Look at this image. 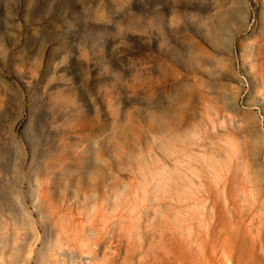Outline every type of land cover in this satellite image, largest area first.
<instances>
[{"label":"rangeland","instance_id":"rangeland-1","mask_svg":"<svg viewBox=\"0 0 264 264\" xmlns=\"http://www.w3.org/2000/svg\"><path fill=\"white\" fill-rule=\"evenodd\" d=\"M263 181L264 0H0V264H162Z\"/></svg>","mask_w":264,"mask_h":264},{"label":"bare ground","instance_id":"bare-ground-1","mask_svg":"<svg viewBox=\"0 0 264 264\" xmlns=\"http://www.w3.org/2000/svg\"><path fill=\"white\" fill-rule=\"evenodd\" d=\"M182 148V147H181ZM192 148V147H191ZM217 148V147H216ZM219 148V147H218ZM184 149V148H183ZM194 149V148H193ZM191 150V149H190ZM220 150V149H218ZM199 152V151H198ZM194 154V153H193ZM205 154V153H204ZM183 155V154H182ZM197 156V155H196ZM179 157V156H177ZM205 157V156H204ZM199 158V157H198ZM202 158V156H201ZM177 159V158H174ZM197 159V157H196ZM195 159V161H196ZM200 159V158H199ZM205 159V158H204ZM191 160V159H189ZM201 160V159H200ZM199 161V160H198ZM175 162V161H174ZM174 162L172 164H174ZM177 162V161H176ZM189 162V161H188ZM191 162V161H190ZM206 162V159L205 161ZM179 163V162H178ZM192 163V162H191ZM195 163V162H194ZM201 163V162H198ZM197 162L195 164H198ZM172 164H170L172 166ZM180 164V163H179ZM193 164V163H192ZM186 166V165H185ZM197 166V165H196ZM182 167V165H181ZM188 167V166H187ZM180 168V167H179ZM185 168V167H182ZM193 168V167H192ZM191 168V169H192ZM171 169V168H170ZM174 169V168H173ZM190 169V170H191ZM152 170V169H151ZM186 170V169H185ZM179 171V170H178ZM184 171V170H183ZM187 171V170H186ZM194 171V168H193ZM140 172V171H139ZM176 173V172H175ZM140 174V173H139ZM182 174V173H180ZM192 175V174H191ZM138 176V174H137ZM185 176V174H184ZM193 176V175H192ZM139 178V177H138ZM184 178V177H181ZM187 178V176H186ZM139 180V179H137ZM186 180V179H185ZM188 180V179H187ZM186 180V181H187ZM172 182V181H171ZM170 182V184H171ZM228 180L225 179V186ZM251 178L247 174L244 178L243 189L241 196H248V184ZM264 182V181H263ZM138 184V182H137ZM147 184V183H146ZM175 184V183H174ZM184 184V183H183ZM261 184V183H260ZM141 185V180H140ZM160 185V184H159ZM264 186V184L262 185ZM135 187V186H134ZM147 187V186H146ZM145 189L146 188H142ZM149 189V188H148ZM156 189V188H155ZM204 189V188H203ZM226 189V197L231 205L235 208L233 214L218 222L219 237L215 241L205 242L201 240L197 242L195 237L193 240L188 236H184L186 241L175 246H164L158 249L162 253L157 259L162 264H264V218L253 211L250 205H244L239 208L238 203L240 194L235 188L224 187ZM258 189V188H257ZM140 190V189H139ZM182 190V188H181ZM127 191V189H126ZM143 192V190H141ZM261 191V190H260ZM140 192V191H139ZM164 192V191H163ZM154 193V192H153ZM137 194V193H136ZM168 194V193H167ZM112 195V194H111ZM144 195V194H143ZM152 196V194H150ZM149 195V198H150ZM154 195V194H153ZM118 196V195H117ZM145 196V195H144ZM148 196V195H147ZM169 196V195H167ZM264 196V195H263ZM136 197V196H135ZM134 197V198H135ZM120 198V196H119ZM122 198V197H121ZM137 198V197H136ZM135 198V199H136ZM154 198V197H152ZM118 199V198H117ZM145 199V198H143ZM111 200V199H110ZM115 200V199H113ZM146 200V199H145ZM144 200V201H145ZM119 201V199H118ZM137 200H134L136 202ZM172 201V200H171ZM108 202V201H107ZM111 202V201H110ZM115 202V201H114ZM121 202V199L120 201ZM142 202V201H141ZM140 202V203H141ZM152 202V201H151ZM144 203V202H143ZM142 203V206L143 205ZM89 204V203H88ZM107 204V203H106ZM109 204V203H108ZM115 204V203H114ZM153 204V203H152ZM87 205V204H86ZM92 205V204H91ZM85 206V205H84ZM106 206V205H105ZM108 206V205H107ZM238 206V208H237ZM71 207V206H70ZM91 207V206H90ZM104 207V206H103ZM120 207V206H119ZM60 208V207H59ZM67 208V207H66ZM81 208V207H80ZM84 208V207H83ZM92 208V207H91ZM113 208V207H112ZM110 208V210H112ZM117 208V207H116ZM58 209V208H57ZM120 209V208H119ZM122 209V208H121ZM120 209V210H121ZM125 209V208H124ZM158 209V208H157ZM156 209V210H157ZM54 210V209H53ZM51 210V212L53 211ZM61 210V209H60ZM78 210V209H77ZM108 210V209H107ZM127 210V209H126ZM50 211V210H48ZM58 211V210H57ZM63 210H61L62 212ZM73 211V210H72ZM84 211V209H83ZM82 211V212H83ZM86 211V210H85ZM84 211V213H85ZM90 211V210H88ZM94 211V210H93ZM97 211V210H96ZM101 211V210H100ZM56 212V211H55ZM65 212V211H64ZM109 212V210H108ZM111 212V211H110ZM113 212V211H112ZM119 212V210H118ZM117 212V213H118ZM123 212V211H122ZM57 213V212H56ZM59 213V212H58ZM95 213V212H94ZM63 214V213H62ZM72 214V212H71ZM79 214V213H78ZM81 214V213H80ZM79 214V215H80ZM93 214V213H92ZM102 214V213H101ZM113 214V213H112ZM111 214V215H112ZM70 215V212L69 214ZM76 215V214H75ZM90 215V213H89ZM110 215V216H111ZM118 215V214H117ZM62 216V215H61ZM64 216V215H63ZM73 216V215H72ZM88 216V215H87ZM98 216V215H97ZM100 216V215H99ZM106 217V215H104ZM103 216V217H104ZM121 216V215H120ZM75 217V216H74ZM102 217V218H103ZM108 217V216H107ZM117 218V217H116ZM61 219V218H60ZM63 219V217H62ZM81 219V218H80ZM105 219V218H104ZM71 220V219H70ZM117 220V219H116ZM115 220V221H116ZM106 221V220H105ZM64 222V221H63ZM69 222V221H68ZM71 223V222H70ZM67 224V223H66ZM69 224V223H68ZM107 226V223H105ZM62 225V224H61ZM64 226V225H63ZM78 226V224H77ZM105 226V225H104ZM105 226V227H106ZM69 227V226H67ZM76 227V226H75ZM66 228V227H65ZM70 228V227H69ZM107 228V227H106ZM105 228V229H106ZM126 228V227H125ZM129 232V231H128ZM113 243V241L111 242ZM118 246V245H116ZM113 248V247H112ZM116 254V253H115ZM124 254V253H123ZM105 256V255H104ZM114 257V256H113Z\"/></svg>","mask_w":264,"mask_h":264}]
</instances>
